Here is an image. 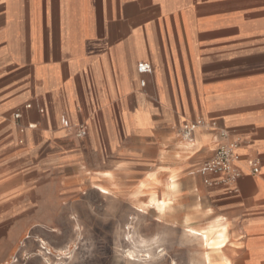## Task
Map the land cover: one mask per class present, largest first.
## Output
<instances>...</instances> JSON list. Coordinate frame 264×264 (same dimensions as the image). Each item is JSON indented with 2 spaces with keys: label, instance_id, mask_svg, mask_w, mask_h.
Here are the masks:
<instances>
[{
  "label": "crops",
  "instance_id": "1",
  "mask_svg": "<svg viewBox=\"0 0 264 264\" xmlns=\"http://www.w3.org/2000/svg\"><path fill=\"white\" fill-rule=\"evenodd\" d=\"M233 141L239 177L203 175ZM10 177L32 195L53 186L65 210L88 190L137 212L155 195L165 212L139 213L186 234L219 221L228 241L214 259L264 264V0H0V180ZM34 233L71 259L73 235L55 245L57 230ZM38 243L19 264H46Z\"/></svg>",
  "mask_w": 264,
  "mask_h": 264
},
{
  "label": "rangeland",
  "instance_id": "2",
  "mask_svg": "<svg viewBox=\"0 0 264 264\" xmlns=\"http://www.w3.org/2000/svg\"><path fill=\"white\" fill-rule=\"evenodd\" d=\"M28 127L21 124L22 130ZM26 190L24 179L0 180V251L3 257L12 252V264L40 254L37 250L33 255L22 252L27 241L41 244L42 240L35 238L36 227L57 230L49 238L55 245L72 235L77 241L69 260L56 261L55 256L43 253V259L52 264L74 259L84 264H205V249L199 238L158 222L152 212L139 213L117 200L102 201L94 190H88L90 200L80 208L65 210L68 201L57 199L53 186H39L34 195ZM11 243H17L18 249L9 251ZM45 247L50 249L47 243ZM128 251L134 253L135 260L128 258Z\"/></svg>",
  "mask_w": 264,
  "mask_h": 264
},
{
  "label": "built area",
  "instance_id": "3",
  "mask_svg": "<svg viewBox=\"0 0 264 264\" xmlns=\"http://www.w3.org/2000/svg\"><path fill=\"white\" fill-rule=\"evenodd\" d=\"M138 70L141 74L150 73L152 71V67L147 63L139 64ZM142 85H145V82H142ZM28 109L31 108V105L26 106ZM23 117L22 112L18 111L15 114V119H21ZM199 124L196 122H192L191 124H185L181 129L182 138L187 141L191 142L193 140L194 132L196 131V127ZM35 124H30L29 128H36ZM79 133L81 136L86 134L87 128L85 125L79 126ZM24 131V130H23ZM240 143L238 141L229 142L221 146L215 153L214 157L209 160L202 169V174H224L226 175L225 181L232 182L239 177L240 172L236 168L235 163L239 160V156L237 155V149L239 148ZM249 167L252 169L254 174L259 173V166L255 161L248 162ZM42 246V253H45L47 256L54 257L51 254L50 250L45 247V245L41 242ZM45 251V252H44ZM46 264L50 263L48 258H45ZM56 261H61L60 257L55 256ZM55 264H62V263H55Z\"/></svg>",
  "mask_w": 264,
  "mask_h": 264
},
{
  "label": "bare ground",
  "instance_id": "4",
  "mask_svg": "<svg viewBox=\"0 0 264 264\" xmlns=\"http://www.w3.org/2000/svg\"><path fill=\"white\" fill-rule=\"evenodd\" d=\"M192 122L188 123L191 124ZM197 124H200V121L196 122ZM199 127V126H198ZM196 127V129L198 128ZM186 152V151H185ZM200 152V151H199ZM164 157V156H163ZM168 168V167H167ZM171 168V167H170ZM164 169V168H163ZM155 170V169H154ZM86 171V170H85ZM102 175V174H101ZM108 179V178H107ZM169 180V179H168ZM171 180V179H170ZM117 182V181H116ZM165 182V181H164ZM147 183V182H146ZM175 184V183H174ZM137 186V185H136ZM148 186V185H147ZM100 187V186H99ZM106 187V186H105ZM135 187V186H134ZM169 187V186H168ZM170 188V187H169ZM168 188V189H169ZM175 188V187H174ZM102 193L109 194V191L103 187L98 188ZM168 192V190H167ZM163 193V192H162ZM166 194V193H165ZM133 196V195H132ZM164 196V195H163ZM166 197V196H165ZM164 197V198H165ZM161 198V197H160ZM135 206V205H134ZM169 202L168 201H159L155 195L151 196L150 201L146 205L139 206V212H144V210H147L149 207L156 208L160 213H164L165 210L168 208ZM136 210V209H135ZM152 210V209H151ZM171 212V211H170ZM169 212V213H170ZM173 214V213H172ZM161 215V214H160ZM185 218V217H184ZM135 219V218H134ZM186 222V221H184ZM183 222V223H184ZM171 223V222H170ZM194 225V224H193ZM189 228V227H188ZM191 228V227H190ZM189 234L199 238L202 242V246L205 249L204 252V259L205 264H230L228 261L221 259V260H215L213 258V254L222 253V250L224 246L226 245L228 241L227 236V227L222 225L219 221L215 224H213L209 229H190ZM44 245L45 243L42 242ZM50 250V249H49ZM40 253V252H39ZM146 257H150L147 255ZM128 258L131 260H135L134 253L131 251H128Z\"/></svg>",
  "mask_w": 264,
  "mask_h": 264
}]
</instances>
